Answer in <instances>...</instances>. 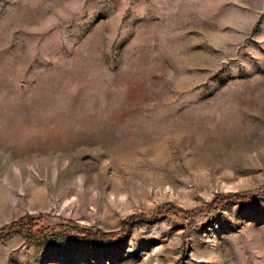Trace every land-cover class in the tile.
Instances as JSON below:
<instances>
[{
  "label": "rangeland",
  "instance_id": "obj_1",
  "mask_svg": "<svg viewBox=\"0 0 264 264\" xmlns=\"http://www.w3.org/2000/svg\"><path fill=\"white\" fill-rule=\"evenodd\" d=\"M0 231V264H264V0H0Z\"/></svg>",
  "mask_w": 264,
  "mask_h": 264
},
{
  "label": "trees",
  "instance_id": "obj_2",
  "mask_svg": "<svg viewBox=\"0 0 264 264\" xmlns=\"http://www.w3.org/2000/svg\"><path fill=\"white\" fill-rule=\"evenodd\" d=\"M234 196L232 194L229 195V198H233ZM1 232V231H0Z\"/></svg>",
  "mask_w": 264,
  "mask_h": 264
}]
</instances>
